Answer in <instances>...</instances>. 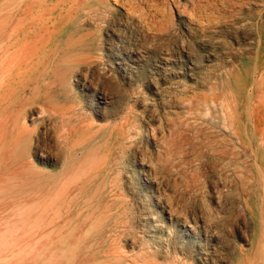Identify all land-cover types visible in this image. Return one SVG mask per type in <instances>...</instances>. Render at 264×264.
Returning <instances> with one entry per match:
<instances>
[{
    "label": "rangeland",
    "instance_id": "374dc122",
    "mask_svg": "<svg viewBox=\"0 0 264 264\" xmlns=\"http://www.w3.org/2000/svg\"><path fill=\"white\" fill-rule=\"evenodd\" d=\"M0 43L50 68L73 61L68 91L45 87L51 70L35 76L43 93L79 111L71 126L104 127H90L96 136L73 163L29 87L10 107L29 136L0 131V264H264L255 132L264 127L253 100L264 0H0ZM225 95L240 139L217 116ZM96 148L106 156L91 169L98 180L70 185V170ZM97 189L85 209L81 194ZM67 241L79 249L64 251Z\"/></svg>",
    "mask_w": 264,
    "mask_h": 264
},
{
    "label": "bare ground",
    "instance_id": "6f19581e",
    "mask_svg": "<svg viewBox=\"0 0 264 264\" xmlns=\"http://www.w3.org/2000/svg\"><path fill=\"white\" fill-rule=\"evenodd\" d=\"M102 12L105 13L104 11H102ZM91 19H92L91 21L94 20V18H91ZM102 25H103V23H102ZM116 55H118V54H116ZM138 56H140V55H138ZM109 59H111V58H109ZM100 60H102V59L100 58ZM69 61H71V60H69ZM72 63H73V61L72 62H64L61 65H58L57 67L51 66V68H50V62L45 63L44 60H40V59H38L36 62H34L33 60H31V61L27 60L26 58L21 57L18 54H15L14 52H11L9 45L6 46V45L0 43V131H1V133L2 134L5 133L6 135L8 133H11L12 136L15 135V136H17L18 139H24L26 136H29V134L27 132V128L25 127V117L20 116L21 114L19 112L15 113L14 111H10L11 106H13V105L16 106V105L22 104V102H23L22 100H24V99L21 98L20 95L25 91L26 88L29 87L31 96L33 98H39V100L40 99L42 100V106L39 109L40 112L44 113L45 115L50 117V119L56 120L57 124L59 123V125H60L59 133H58V135L55 136L57 139V142L61 146L63 151L72 155V162L75 163L73 159L75 158L74 155L76 154L77 149L80 147H81V149L84 148V146L89 144L91 142V140L96 136V134H94V133L92 134L90 132V127L96 128V133L101 132L104 129V127L97 126L95 124L97 122L96 121L93 122V120H92L91 124L89 123V125L87 123V125L71 126V123L73 122L72 120L75 119L76 117L80 116L79 111L74 110L72 108L73 105L71 106L65 100L64 101L63 100L58 101V100L52 98L46 92L43 93L42 87H44V86H43V84H41L39 76H35V74L39 73L40 71L51 70L53 72V74H52L53 75V81L51 83L47 82V84H45V87L49 88V87H51V85H53L55 87L59 86V88L61 90L68 91L72 85H71V81H70V78H71L70 74L69 73L67 74V72H69V68L72 66ZM23 65H27V68L23 67ZM120 66H122V65H120ZM75 73H77V72H75ZM94 73H95V71H94ZM229 82H230V77H229V74H227L225 76V78L221 81V84L223 83V84L227 85ZM255 87H256V92L253 96V100H254V108L258 111L257 112L258 114L255 116L256 117L255 123H256V127H259V126L264 127V76L259 78V80L256 82ZM99 104H100V102L97 101V105H99ZM216 109H217V116L219 117L222 125L225 128H227L229 131H231L233 134H235L238 137V139H240V135L243 134V131L237 129L236 120L238 117V113L235 109L234 100L231 98V96L225 95V97L220 101V103ZM34 111H35V109H34ZM87 119L90 120L91 117L89 116V117H87ZM87 119H86V121H87ZM74 123H73V125H74ZM147 126H149V125H147ZM255 132L258 133L257 140L259 143L258 144L259 148L264 149V134H263V132L260 130H256V129H255ZM244 133H245V131H244ZM148 134H150V133H148ZM33 139H34V137H33ZM34 142H33V144H34ZM92 143H94V142H92ZM42 144H43V142H42ZM34 145H36V144H34ZM15 148L17 150H19V145H17ZM39 149H41V148H39ZM98 151H99V149L96 148L93 152H89L84 157V161H83L84 165L77 166L74 169L69 168V169H71L70 171H73L72 174H70L66 178L67 182L70 185H73L74 187H76L77 183H79L82 180H83L82 181L83 185L94 183V181L98 180L99 176L96 173H94L91 169H94L96 167L97 168L98 167H104L105 166V160H106V156L104 154H102L101 152L99 153ZM33 152H34V150H33ZM59 154H61V153H59ZM40 158H41V156H40ZM57 161H59V157H58ZM118 174H120V173H118ZM140 181H142V180H140ZM261 181H262V179H261ZM262 186H263V184H262ZM37 188H38V186H37ZM95 191H96V193H92V194H81L82 200H83V207L85 209L91 208L92 205H95V203L98 202V200L100 198L99 197L100 194L97 193L98 189ZM78 194H79V192H78ZM126 200H127V198H126ZM59 206H60V204H59ZM97 213L100 214V212H98V211H91L89 214L90 215L93 214V216H96ZM104 213H105L104 211L101 212L100 216L103 217ZM103 218L105 219V217H103ZM101 223H102V221L100 223L93 222V224L91 225L89 230L94 234L99 233L102 230ZM77 249H79V247L76 243H70L67 241L64 245V251H66V252H70L71 250H77Z\"/></svg>",
    "mask_w": 264,
    "mask_h": 264
}]
</instances>
